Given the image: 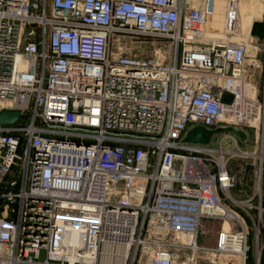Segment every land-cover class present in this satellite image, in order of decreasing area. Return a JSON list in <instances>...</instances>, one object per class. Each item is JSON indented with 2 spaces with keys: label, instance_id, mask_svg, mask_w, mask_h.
I'll return each mask as SVG.
<instances>
[{
  "label": "built area",
  "instance_id": "2783aa9c",
  "mask_svg": "<svg viewBox=\"0 0 264 264\" xmlns=\"http://www.w3.org/2000/svg\"><path fill=\"white\" fill-rule=\"evenodd\" d=\"M238 34V0H0V264H261L263 141L258 201L232 195L264 127Z\"/></svg>",
  "mask_w": 264,
  "mask_h": 264
},
{
  "label": "rangeland",
  "instance_id": "374dc122",
  "mask_svg": "<svg viewBox=\"0 0 264 264\" xmlns=\"http://www.w3.org/2000/svg\"><path fill=\"white\" fill-rule=\"evenodd\" d=\"M257 7L254 12L247 10V13L243 12L246 7L244 0H239V10L240 16H242L243 27H239L240 32H245L247 34L246 38L249 40L247 61L245 69L249 75L250 82H258V76L264 74V43L262 42L263 27L261 22V17L264 12V0H256ZM245 30V31H244ZM149 40L137 39L133 43L134 53L141 57H150L154 46H151ZM158 44V43H157ZM159 45V44H158ZM152 49V50H151ZM252 59L253 61H251ZM246 132V140L238 141V148L241 150L248 151L251 156L244 158H237L233 163L232 170L236 174L237 182L236 186L232 191V195L235 199H244L249 196L255 195L253 201L257 202L258 197L255 190V183L257 177V170L259 167V159L256 156L261 150L262 141L264 144V127H259V130L255 128H244ZM263 133V136H262ZM216 138H214L215 140ZM262 139V140H261ZM212 144H216L214 141ZM264 150V147H263ZM264 183V174H263ZM262 202L264 205V186H262ZM231 208L238 210L235 206L231 205ZM220 222L205 221L201 226L200 242L205 246H213L215 241V236L220 229ZM260 242H264V229H261ZM40 258H43V253L41 252ZM251 261H249V264ZM261 264H264V248L262 249Z\"/></svg>",
  "mask_w": 264,
  "mask_h": 264
},
{
  "label": "water",
  "instance_id": "95a60500",
  "mask_svg": "<svg viewBox=\"0 0 264 264\" xmlns=\"http://www.w3.org/2000/svg\"><path fill=\"white\" fill-rule=\"evenodd\" d=\"M20 116V111L18 110H4L0 112V125H10L15 124ZM231 131L244 139L245 133L235 127L217 128L215 130H207L203 127L196 126L187 131L184 138V142L191 143H208L210 138L214 133Z\"/></svg>",
  "mask_w": 264,
  "mask_h": 264
},
{
  "label": "bare ground",
  "instance_id": "6f19581e",
  "mask_svg": "<svg viewBox=\"0 0 264 264\" xmlns=\"http://www.w3.org/2000/svg\"><path fill=\"white\" fill-rule=\"evenodd\" d=\"M245 4H246V7L243 9V12L244 13H247V10H249L251 13L254 12L256 10V7H257V3L255 2H252L251 0H244ZM238 4H239V0H238ZM238 16H239V27H243V21H242V16H240V10H239V6H238ZM245 31V30H244ZM238 38H236V40H238L239 38H243V39H246V36L247 34L245 32H240V29H239V34H238ZM224 228L226 229L228 227V224L225 222L223 224ZM69 242L71 243H75L76 240H75V237H70L69 239Z\"/></svg>",
  "mask_w": 264,
  "mask_h": 264
},
{
  "label": "crops",
  "instance_id": "0c3cea01",
  "mask_svg": "<svg viewBox=\"0 0 264 264\" xmlns=\"http://www.w3.org/2000/svg\"><path fill=\"white\" fill-rule=\"evenodd\" d=\"M251 1L254 2V3L256 2V0H251Z\"/></svg>",
  "mask_w": 264,
  "mask_h": 264
}]
</instances>
